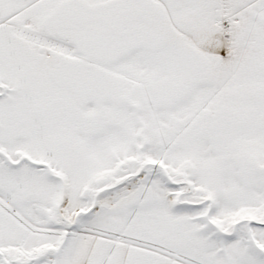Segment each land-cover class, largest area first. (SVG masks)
Instances as JSON below:
<instances>
[{
    "label": "snow or ice",
    "instance_id": "snow-or-ice-1",
    "mask_svg": "<svg viewBox=\"0 0 264 264\" xmlns=\"http://www.w3.org/2000/svg\"><path fill=\"white\" fill-rule=\"evenodd\" d=\"M0 264H264V0H0Z\"/></svg>",
    "mask_w": 264,
    "mask_h": 264
}]
</instances>
